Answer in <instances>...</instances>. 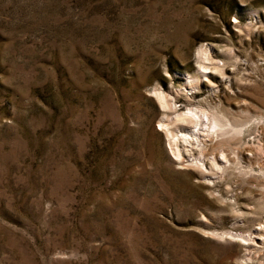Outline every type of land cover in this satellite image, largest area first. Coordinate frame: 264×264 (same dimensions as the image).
<instances>
[{"label": "rangeland", "instance_id": "obj_1", "mask_svg": "<svg viewBox=\"0 0 264 264\" xmlns=\"http://www.w3.org/2000/svg\"><path fill=\"white\" fill-rule=\"evenodd\" d=\"M205 98L213 185L159 130ZM262 223L264 0H0V264H264Z\"/></svg>", "mask_w": 264, "mask_h": 264}, {"label": "bare ground", "instance_id": "obj_2", "mask_svg": "<svg viewBox=\"0 0 264 264\" xmlns=\"http://www.w3.org/2000/svg\"><path fill=\"white\" fill-rule=\"evenodd\" d=\"M202 60L209 61L207 52L200 51L198 53ZM213 70L219 71L217 65H212ZM202 69L200 73L202 77H206L208 74L207 65L200 66ZM211 68V67H210ZM196 79L192 77H186V84L188 89H193ZM205 87V85H204ZM210 90V89H209ZM209 92L208 96L212 95L214 91ZM158 102L163 109L171 110L172 104L171 99L163 93H158L157 95ZM206 100L202 99L198 102L193 108H186V112L182 114H177L174 118H162L159 121V130L164 131L169 149L174 157V161H180V165H183V152H188L187 147H192L193 145L199 149V156L192 158L187 166L193 167L202 179H205L208 185H213L217 182L223 172L228 170L230 167V158L236 159L233 162L234 169L239 163V155L237 149H228L227 151L222 149L221 146L223 143L228 142L226 147L230 146V141H238L241 138L242 131L240 129L239 123L231 121L224 112L218 110H209V107H204L203 102ZM234 141V142H235ZM209 142L208 144H206ZM215 146L218 150V154L212 155L211 157H205V150L207 147ZM225 146V144H224ZM229 156H231L229 158ZM209 161L211 167L217 170L218 176L216 177L211 173L210 169L206 168V163ZM242 168V167H241ZM264 229V224H259L254 229L253 233L261 232ZM222 235H225V240H230L232 242H237L239 240L241 243L247 245L250 242H253L251 237L252 233L245 235H240L232 232H224ZM259 238V236H258ZM250 258L244 259L248 261Z\"/></svg>", "mask_w": 264, "mask_h": 264}]
</instances>
